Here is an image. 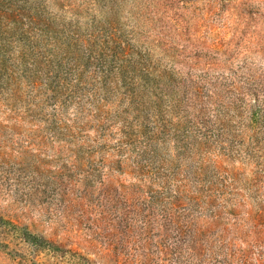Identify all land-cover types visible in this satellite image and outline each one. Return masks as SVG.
<instances>
[{
  "label": "rangeland",
  "instance_id": "rangeland-1",
  "mask_svg": "<svg viewBox=\"0 0 264 264\" xmlns=\"http://www.w3.org/2000/svg\"><path fill=\"white\" fill-rule=\"evenodd\" d=\"M0 264H264V0H0Z\"/></svg>",
  "mask_w": 264,
  "mask_h": 264
}]
</instances>
